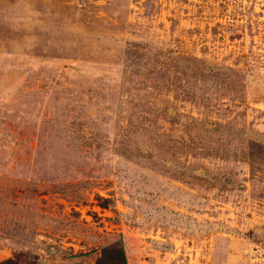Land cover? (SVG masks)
<instances>
[{"label": "rangeland", "instance_id": "obj_1", "mask_svg": "<svg viewBox=\"0 0 264 264\" xmlns=\"http://www.w3.org/2000/svg\"><path fill=\"white\" fill-rule=\"evenodd\" d=\"M264 264V0H0V262Z\"/></svg>", "mask_w": 264, "mask_h": 264}, {"label": "trees", "instance_id": "obj_2", "mask_svg": "<svg viewBox=\"0 0 264 264\" xmlns=\"http://www.w3.org/2000/svg\"><path fill=\"white\" fill-rule=\"evenodd\" d=\"M95 264H127L124 247L121 241L104 246L99 250ZM0 264H24L17 257L6 258Z\"/></svg>", "mask_w": 264, "mask_h": 264}]
</instances>
